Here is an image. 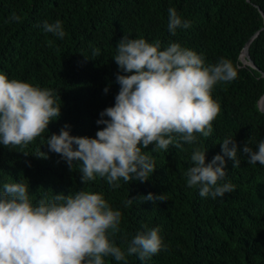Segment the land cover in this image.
<instances>
[{
    "label": "trees",
    "instance_id": "16d2710c",
    "mask_svg": "<svg viewBox=\"0 0 264 264\" xmlns=\"http://www.w3.org/2000/svg\"><path fill=\"white\" fill-rule=\"evenodd\" d=\"M169 8L191 26L172 35ZM259 9L264 14V0H0V73L53 90L60 105L59 117L41 137L24 147L0 144V190L5 183L28 184L34 205L57 193L103 194L122 213L120 230H109L117 246L125 250L138 232L154 227L166 246L144 261L126 256V264H264V165L249 164L243 153L245 144L256 151L264 140V111L258 106L264 94V17ZM13 14L21 19H10ZM56 20L62 22L63 38L43 30L45 21ZM257 30L248 46L253 67L240 53ZM123 36L159 40L162 50L179 43L202 55L206 65L227 59L238 76L212 90L220 113L210 137L197 134L196 144L181 142L183 150L173 145L166 151H152L151 144L142 148L155 165L147 181L120 180L113 188L97 176L83 184L81 162L73 161L70 169L61 155L49 150L47 138L65 125L70 135L92 138L104 127L96 121L115 103L117 74H126L113 59ZM95 49L98 56L92 55ZM225 138L235 141L240 163L233 167V160L225 157L226 176L218 184L231 183L235 190L215 199L201 197L199 187H188L184 175L192 166V150L202 144L207 164L214 155H223ZM149 193L163 194L166 200H144ZM129 198L133 202L125 207ZM104 261L125 264L111 256Z\"/></svg>",
    "mask_w": 264,
    "mask_h": 264
},
{
    "label": "clouds",
    "instance_id": "9594fccd",
    "mask_svg": "<svg viewBox=\"0 0 264 264\" xmlns=\"http://www.w3.org/2000/svg\"><path fill=\"white\" fill-rule=\"evenodd\" d=\"M168 14L172 35L177 28L191 26L190 21L181 20L175 8H169ZM10 19L19 21L21 17L13 14ZM43 30L58 38L66 35L60 20L45 21ZM116 48L113 59L126 74H117L120 87L115 103L96 121L104 127L92 138L70 135L65 125L59 134L47 138L49 150L61 155L70 169L73 161L81 162L83 184L99 176L113 188L120 186V180H148L155 165L142 148L151 144L152 151H166L173 145L183 150L181 142L196 144L197 134L210 137L220 113L212 90L238 76L231 61L221 58L206 65L202 55L175 42L162 50L159 40L150 43L123 36ZM99 53L95 49L92 55ZM59 115L53 90L0 73V144L24 147L41 137ZM206 150L202 144L193 148L192 166L184 174L187 186L199 187L201 197H223L235 190V185L218 181L226 176L225 157L233 160V167L239 166L236 143L225 138L221 142L223 155H214L207 164ZM243 153L249 164L264 165V140L256 151L245 144ZM143 199L155 203L165 201L166 196L149 193ZM132 202L126 200L125 207ZM121 219L122 213L113 210L101 193H57L34 205L28 184L5 183L0 190V264H105L108 256L126 264V256L136 255L144 261L166 247L154 227L138 232L122 250L109 239V230L113 234L120 230Z\"/></svg>",
    "mask_w": 264,
    "mask_h": 264
},
{
    "label": "water",
    "instance_id": "95a60500",
    "mask_svg": "<svg viewBox=\"0 0 264 264\" xmlns=\"http://www.w3.org/2000/svg\"><path fill=\"white\" fill-rule=\"evenodd\" d=\"M260 12L263 14V12L261 10H260ZM263 17H264V14H263ZM258 32H259V30H257L250 38L247 39V41L245 42V44L241 50V53H240L241 59L243 61H246L249 65H251L253 67H255V64L253 63L252 59L249 56L248 46H249L251 40L253 39V37L256 36L258 34ZM261 74L264 76V72H261ZM258 106H259L261 111H264V94L260 98Z\"/></svg>",
    "mask_w": 264,
    "mask_h": 264
}]
</instances>
